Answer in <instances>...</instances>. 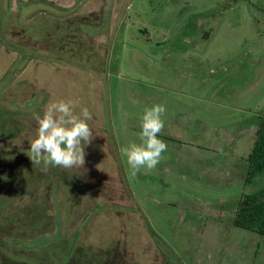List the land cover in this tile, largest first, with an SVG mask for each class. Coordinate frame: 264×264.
Instances as JSON below:
<instances>
[{"label": "rangeland", "instance_id": "374dc122", "mask_svg": "<svg viewBox=\"0 0 264 264\" xmlns=\"http://www.w3.org/2000/svg\"><path fill=\"white\" fill-rule=\"evenodd\" d=\"M69 99L85 164L45 172L32 117ZM154 104L167 151L133 176L120 149ZM258 117L264 0H0V264H264L232 223L264 189L244 184Z\"/></svg>", "mask_w": 264, "mask_h": 264}, {"label": "clouds", "instance_id": "9594fccd", "mask_svg": "<svg viewBox=\"0 0 264 264\" xmlns=\"http://www.w3.org/2000/svg\"><path fill=\"white\" fill-rule=\"evenodd\" d=\"M78 106L79 102L71 99L52 101L42 116L33 114L37 129L35 137L29 141L30 149L27 152L33 166L42 165L45 172L55 167H83L85 146L93 138L88 123L93 116L87 107H80L77 113L75 109ZM165 112L163 104L145 107L140 117L139 143L131 142L120 149L133 176L141 169H155L167 151L166 142L159 138L164 127Z\"/></svg>", "mask_w": 264, "mask_h": 264}, {"label": "trees", "instance_id": "16d2710c", "mask_svg": "<svg viewBox=\"0 0 264 264\" xmlns=\"http://www.w3.org/2000/svg\"><path fill=\"white\" fill-rule=\"evenodd\" d=\"M253 123V122H252ZM256 137L245 162V184L253 183L264 172V118L258 117ZM233 226L264 239V189L256 194H244L236 203Z\"/></svg>", "mask_w": 264, "mask_h": 264}, {"label": "crops", "instance_id": "0c3cea01", "mask_svg": "<svg viewBox=\"0 0 264 264\" xmlns=\"http://www.w3.org/2000/svg\"><path fill=\"white\" fill-rule=\"evenodd\" d=\"M253 144H254V141H253ZM252 147H253V146H252ZM251 149H252V148H251ZM250 151H251V150H250ZM249 154H250V153H249ZM249 154H248V155H249ZM242 182H243V181H242ZM243 183H244V182H243ZM244 184H245V183H244Z\"/></svg>", "mask_w": 264, "mask_h": 264}]
</instances>
